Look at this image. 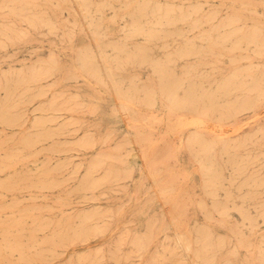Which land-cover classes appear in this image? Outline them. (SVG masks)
I'll return each mask as SVG.
<instances>
[{"label": "rangeland", "instance_id": "374dc122", "mask_svg": "<svg viewBox=\"0 0 264 264\" xmlns=\"http://www.w3.org/2000/svg\"><path fill=\"white\" fill-rule=\"evenodd\" d=\"M222 2L0 0L6 264H264V51L223 49L217 71L198 58L229 44L201 31L262 33L264 9ZM250 66V93L213 88ZM209 93L206 130L181 124Z\"/></svg>", "mask_w": 264, "mask_h": 264}, {"label": "bare ground", "instance_id": "6f19581e", "mask_svg": "<svg viewBox=\"0 0 264 264\" xmlns=\"http://www.w3.org/2000/svg\"><path fill=\"white\" fill-rule=\"evenodd\" d=\"M223 2L222 3H224L225 4V6H227V7H230V9H235V10H242V9H250L251 10V8H253L252 9V11L253 10H255L256 11V9H257V7H260L261 9H264V0H222ZM198 2V1H197ZM221 2V1H220ZM196 4V3H195ZM192 5L190 8H191V10L192 11H197L198 9H199V7L197 6V5ZM203 4V3H202ZM249 10V11H250ZM244 10H242L241 11V13L243 12ZM254 11V12H255ZM264 11V10H263ZM198 12V11H197ZM197 12H195V13H197ZM239 12V11H238ZM245 12V11H244ZM240 13V12H239ZM245 13H248V12H245ZM256 13V12H255ZM189 14V13H188ZM251 14V13H250ZM249 13H248V15H250ZM254 14V13H253ZM252 14V15H253ZM212 15H214V14H212ZM243 15H245V14H243ZM255 15V14H254ZM253 15V16H254ZM196 16V15H195ZM209 16V15H208ZM257 16V15H256ZM255 16V17H256ZM200 18H203V19H201V20H205V19H207V18H205V17H203V16H199ZM199 17H198V15L195 17V19H196V23H199ZM239 17V15H235V17H233V18H230V16L229 17H227V19H226V21H228L227 23H224V22H226V21H224V22H222L221 24H220V26H223V28L225 27L224 25H229V23L231 22V21H233V20H236L237 18ZM245 17H246V15H245ZM259 17V16H258ZM188 18H190V15L188 16ZM230 18V19H229ZM260 18V17H259ZM212 19V18H211ZM224 19V20H225ZM239 19V18H238ZM261 19H262V17H261ZM210 20V19H209ZM219 20V19H218ZM241 20V19H240ZM244 20H246V19H244ZM213 21V20H212ZM253 21V20H252ZM264 21V20H263ZM258 23L259 22H262L261 20H258L257 21ZM216 23V22H215ZM215 23H214V27H215ZM257 23V24H258ZM254 24H256L255 22H254ZM253 24V25H254ZM253 25H252V27H253ZM260 25V24H259ZM155 26V25H154ZM220 26H217V27H220ZM242 26V25H241ZM240 26V27H241ZM249 26H251V24L249 25ZM197 27V26H196ZM212 27V26H211ZM213 27V28H214ZM238 26H236L235 28H237ZM234 28V27H233ZM239 28V27H238ZM249 28V27H248ZM212 29V28H211ZM241 29H243V28H241ZM247 29V28H246ZM263 29H264V27H263ZM238 30V29H237ZM211 31V30H210ZM209 31V32H210ZM241 31V30H240ZM261 31V30H260ZM264 31V30H263ZM202 32V34L203 35H205L206 36V38H204L205 40H206V44L207 45H209V48H211L212 46H214V45H218V44H220V43H225V42H228L229 44H228V46L226 47V48H220V50H218L217 52H215V51H206L207 53L206 54H204V52H201L202 51V49H199V51H198V58L199 59H203V58H207V57H209V56H211L210 57V60L212 61V67H211V69H213V70H218L219 68L221 69L222 67H220L218 64H217V61H219L220 59H221V55H223L222 54V52H223V49H225V52H224V55L226 54V56L229 58V59H232V58H237L238 59V57L240 56V58L242 57V56H244V58L246 57L245 56V53H234L235 51H237V49L238 48H240L241 47V45H249L251 48H253V51L255 52H257V54L259 53V52H263L264 51V32H262V33H260L259 32V30H251V31H248V32H234V29H232V27L231 28H229V29H227L226 31H222V34H219V35H214L213 33H211L210 35H209V33H208V35H206V32L204 33L203 31H201ZM217 32V31H216ZM201 34V35H202ZM198 36H200V35H198ZM198 36H197V38H198ZM203 38V37H202ZM201 38V39H202ZM200 38H198V40H201ZM203 41V40H202ZM202 45V44H201ZM207 45H205V46H207ZM204 47V46H203ZM202 47V48H203ZM215 47V46H214ZM206 48V47H205ZM240 50V49H239ZM245 51V50H244ZM252 51V50H251ZM252 51V52H253ZM98 52V51H97ZM215 52V53H214ZM253 52V53H254ZM214 53V54H213ZM252 54V53H251ZM261 54V53H260ZM264 54V53H263ZM256 56V55H255ZM99 57V56H98ZM225 57V56H224ZM197 58V59H198ZM243 57L241 58V59H244ZM249 58V57H248ZM233 63V62H232ZM235 63V62H234ZM233 63V64H234ZM250 64H251V62H250ZM235 66V65H234ZM238 66H240V65H238ZM230 68H232V67H230ZM243 68V67H242ZM260 68H261V66H260ZM102 70V69H101ZM103 71V70H102ZM101 71V72H102ZM212 71V70H211ZM262 71L263 70H258L257 68H255V67H253V66H250V67H247V68H245V69H242V70H240V68H234V70H233V76H226V77H221L220 75H219V77L218 78H216V77H213V80H214V86H213V88L215 89V91L216 90H222V91H226V90H230V89H237V88H239L240 89V87H243L244 89H248V92L250 93V91L251 90H253V89H255L256 87L254 86V85H256V84H252V83H250V81H256V79H260V76H261V74L260 73H262ZM213 72V71H212ZM110 73V72H109ZM231 73V72H230ZM264 73V72H263ZM103 74V73H102ZM226 74H228V73H226ZM212 75H214L213 73H212ZM225 76V75H224ZM262 76H264L263 74H262ZM104 77H105V74H104ZM221 77V78H220ZM106 78V77H105ZM244 78V79H243ZM263 79V78H262ZM261 80V79H260ZM259 80V81H260ZM249 82V84H247ZM262 82V81H261ZM105 83V82H104ZM103 83V84H104ZM107 83V82H106ZM179 83H180V81H179ZM256 83H258V82H256ZM113 84V83H112ZM116 84V83H115ZM245 84H246V86H245ZM260 84V83H259ZM107 85H108V83H107ZM110 85V84H109ZM179 85V84H178ZM262 85V84H261ZM116 86V85H115ZM111 87V86H110ZM117 88L118 87H116V90H117ZM263 88V87H262ZM243 90V89H242ZM241 90V91H242ZM118 92H119V90H117ZM204 91V93H206V90H204L203 89V87H201V88H199V91H198V93H199V97H200V102L201 103H203L204 104V99H203V92ZM214 91V90H213ZM237 91V90H236ZM247 91V90H246ZM245 91V92H246ZM262 91V90H261ZM212 92V91H211ZM242 92H244V91H242ZM247 92V95L249 94ZM254 93V92H253ZM119 94V93H118ZM210 94V93H209ZM211 94H213V92L211 93ZM211 94H210V96L209 97H211L210 98V100H209V103H208V105L207 104H205V105H202L201 104V111H199V115H196V117L195 118H189V120H187V121H179L181 124H186V123H190V124H194L197 128H200V131L202 132L205 128H207L206 126L207 125H205V123H206V120L207 119H212V110H213V106L216 104V99L213 97V95L211 96ZM154 95V94H153ZM171 95V94H170ZM215 95H216V93H215ZM220 95V94H219ZM241 96H242V93L240 94ZM239 95V96H240ZM243 95H244V93H243ZM250 95H252V94H250ZM249 95V96H250ZM208 96V95H207ZM223 96V95H222ZM246 96V95H245ZM244 96V97H245ZM253 96H255V95H253ZM168 97V96H167ZM206 97V96H205ZM243 97V96H242ZM251 97V96H250ZM249 97V98H250ZM187 98V97H186ZM207 98V97H206ZM222 98H224V97H222ZM203 99V100H202ZM239 99V98H238ZM207 100H208V98H207ZM239 101V100H238ZM121 102H123V101H121ZM168 102V101H167ZM179 103H180V101H179ZM206 103V102H205ZM233 103V102H232ZM168 104V103H167ZM125 105H123V107H124ZM170 106H171V104H170ZM170 106H169V108H170ZM230 106V105H229ZM126 108V107H125ZM174 108V107H173ZM228 108V107H227ZM229 108H231V107H229ZM122 109V108H121ZM171 110H172V108H170ZM234 109V108H233ZM9 110V109H8ZM235 110H236V108H235ZM197 111V110H196ZM231 111H232V109H231ZM191 116V115H190ZM195 115H193V117H194ZM169 117V116H168ZM185 117V116H184ZM215 117V116H214ZM186 118V117H185ZM223 118H225V117H223ZM178 119H179V117H178ZM180 119H181V116H180ZM216 119V118H215ZM220 120V119H219ZM218 119H217V121H219ZM216 121V120H215ZM216 121V122H217ZM222 121V120H221ZM220 122V121H219ZM178 123V122H177ZM177 123H176V125H177ZM189 124V125H190ZM189 125H187V126H189ZM219 125H221V124H219ZM177 126H179V125H177ZM186 125L184 126V127H187ZM183 127V126H182ZM240 127V125L239 126H235V128L233 129L234 131L235 130H237L238 128ZM206 130V129H205ZM199 132V131H198ZM196 133V132H195ZM203 133V132H202ZM202 133L200 134V137H199V139H200V150L202 151V152H204V151H206L208 148V143H206L205 141H204V139H203V135H202ZM214 134V133H213ZM221 134L222 133H217V136H218V138L219 137H221ZM215 139H217L216 137H214ZM221 139V138H220ZM219 139V140H220ZM223 139V138H222ZM218 140V141H219ZM217 140H216V142H218ZM224 143V142H223ZM215 145H216V143H214ZM238 144V143H237ZM1 145V144H0ZM221 145V144H220ZM229 145V144H228ZM2 146V145H1ZM213 146V145H212ZM226 146V145H225ZM232 146V145H231ZM233 146H234V144H233ZM210 147V146H209ZM4 148V147H3ZM213 148V147H212ZM26 149V148H25ZM211 149V148H210ZM218 149H219V147H218ZM228 149V148H227ZM199 150V149H198ZM209 151V150H208ZM211 151V150H210ZM235 151V150H234ZM233 151V152H234ZM199 152V151H198ZM14 153H16V152H14ZM18 153V152H17ZM21 154V153H20ZM197 159V158H196ZM199 159V158H198ZM210 161V160H209ZM3 163H5V162H3ZM198 163V162H197ZM7 164H9L8 162H7ZM219 164V163H218ZM199 165V164H198ZM217 165V164H216ZM215 166V165H214ZM210 167H212L211 165L209 166V168ZM201 168H202V172H206V171H208L209 172V169H208V166L206 165V163H203V161H201ZM200 168V169H201ZM237 168V167H236ZM208 169V170H207ZM212 169H213V167H212ZM218 169H219V167H218ZM240 169V168H239ZM217 170V169H216ZM44 174H47V173H44ZM43 174V175H44ZM40 175V174H39ZM49 175V174H48ZM41 176V175H40ZM47 176V175H46ZM18 177V176H17ZM17 177H15V178H17ZM37 178V177H36ZM232 178V177H231ZM18 179V178H17ZM23 180V179H22ZM48 180H50V179H48ZM19 181V180H18ZM17 180H16V182H18ZM20 183V182H19ZM23 183V182H22ZM7 184V183H6ZM24 184V183H23ZM13 185V184H12ZM12 185H10L9 187H11ZM257 185V184H256ZM6 186H8V185H6ZM15 186V185H14ZM23 186V185H22ZM251 186V185H250ZM7 188V187H6ZM14 190V189H13ZM254 190V189H253ZM1 203V202H0ZM2 206V205H1ZM13 209V208H12ZM3 210V209H2ZM8 210V209H7ZM1 211V210H0ZM17 211V210H16ZM26 211V210H25ZM21 212V211H20ZM19 212V213H20ZM23 213H24V211H22ZM21 212V213H22ZM20 213V214H21ZM29 213V212H28ZM27 213V214H28ZM264 213V212H263ZM19 214V215H20ZM24 214H26V213H24ZM23 214V215H24ZM22 215V214H21ZM32 215H34V214H32ZM27 216V215H26ZM32 217V216H31ZM35 218V217H34ZM34 218H32V220H34ZM18 219H20V218H18ZM19 221H21V220H19ZM68 221V220H67ZM2 222H5V220L3 221V220H1L0 219V234H1V243H0V264H3L7 259H8V256H9V254H10V252H11V250H12V247L11 246H9L10 245V241L5 237V235L2 233V229H3V227H5L6 225H4L5 223H7V222H5L4 224H2ZM67 223V222H66ZM21 224V223H20ZM7 225H9V226H12V227H14V226H17V224L15 223V222H11L10 223V221L7 223ZM63 225V224H62ZM68 224H66V226H67ZM38 226V225H37ZM65 226V227H66ZM60 227V226H59ZM62 227V226H61ZM60 227V228H61ZM69 228H70V225L68 226ZM55 228V227H54ZM56 228H58V227H56ZM59 228V229H60ZM69 228H67L68 230H69ZM76 228V227H75ZM32 229H33V227H32ZM65 229V228H64ZM36 230V229H35ZM52 230V229H51ZM58 230V229H57ZM61 230H63V229H61ZM34 231V230H33ZM37 231H38V229H37ZM36 231V232H37ZM40 231V230H39ZM59 232H60V230H58ZM64 232V231H63ZM31 233V232H30ZM29 232H28V234H30ZM58 233V232H57ZM12 234H10V236H11ZM18 235V234H17ZM16 235V236H17ZM20 236V235H19ZM21 236H23V235H21ZM30 236V235H29ZM15 237V236H14ZM35 239H37V237H34ZM45 238H46V236H45ZM52 238V237H51ZM59 238V237H58ZM42 240V239H41ZM38 241V240H37ZM14 242H15V240H14ZM55 242V241H54ZM42 243H44V242H42ZM42 243H41V246H42ZM42 249V248H41ZM19 250V252L22 254V250L19 248L18 249ZM43 255V254H42ZM29 257H30V255H29ZM10 259V258H9ZM8 259V260H9ZM31 260V259H30ZM22 261V260H21ZM10 262H12V261H10ZM15 263V262H14ZM17 263H19V262H17ZM20 263H22V262H20ZM5 264H6V262H5ZM9 264V263H8ZM24 264V263H23Z\"/></svg>", "mask_w": 264, "mask_h": 264}]
</instances>
